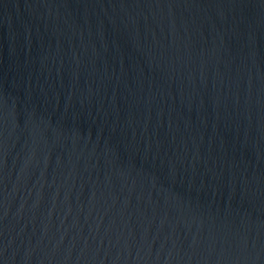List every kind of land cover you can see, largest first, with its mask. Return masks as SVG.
Here are the masks:
<instances>
[{
    "label": "water",
    "instance_id": "water-1",
    "mask_svg": "<svg viewBox=\"0 0 264 264\" xmlns=\"http://www.w3.org/2000/svg\"><path fill=\"white\" fill-rule=\"evenodd\" d=\"M0 264H264V0H0Z\"/></svg>",
    "mask_w": 264,
    "mask_h": 264
}]
</instances>
